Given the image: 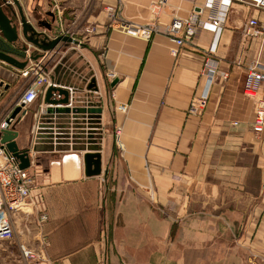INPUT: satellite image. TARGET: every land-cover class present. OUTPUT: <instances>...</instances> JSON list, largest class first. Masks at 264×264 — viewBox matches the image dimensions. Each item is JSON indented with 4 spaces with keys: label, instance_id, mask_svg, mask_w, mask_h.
<instances>
[{
    "label": "crops",
    "instance_id": "1",
    "mask_svg": "<svg viewBox=\"0 0 264 264\" xmlns=\"http://www.w3.org/2000/svg\"><path fill=\"white\" fill-rule=\"evenodd\" d=\"M19 2L30 23L39 17L51 26L42 29L50 39L71 36L88 48L62 44L37 61L30 59L35 48L27 52L26 69L43 65L51 81L12 124L20 149L30 153L33 187L12 217L8 241L21 261L2 250L0 264H32L20 247L39 254L37 264H243L251 253L264 256V132L254 133L255 101L243 93L248 67H264V42L245 29L251 18L264 23V12L233 2L218 35L199 27L175 58L165 29L206 0ZM108 8L158 32L131 37ZM214 12L204 9L199 20ZM207 61L229 79L203 75ZM30 82L0 61V124ZM50 86L69 91L70 107H100L101 115L50 114ZM205 96L207 109L191 116L192 101ZM95 146L103 172L110 170L107 182L85 175L84 155Z\"/></svg>",
    "mask_w": 264,
    "mask_h": 264
},
{
    "label": "built area",
    "instance_id": "2",
    "mask_svg": "<svg viewBox=\"0 0 264 264\" xmlns=\"http://www.w3.org/2000/svg\"><path fill=\"white\" fill-rule=\"evenodd\" d=\"M233 2L264 12V0H206L205 6L200 8L198 12H194L188 19L175 18L165 29L164 34L176 46L171 52L172 56L177 58L180 55L182 49L193 41L199 27L211 30L215 35H218L225 24L229 8ZM162 3L161 1L160 5ZM204 9L215 12L206 21H201L199 18ZM108 16L111 20L117 22L116 25L122 31L134 38L149 40L154 33L158 32L155 25L138 26L121 21L118 19L117 11L114 8H108ZM93 32L94 29L88 28L86 35H91ZM245 35L250 39H260L264 42V23L256 17L251 18L247 23ZM212 62H206L203 75L212 81L218 78L220 81L226 82L229 79V73L217 70ZM21 76L31 79L30 84L25 87L18 100V106L26 109L38 101L44 88L50 84L51 78L47 69L40 64L25 68L21 71ZM263 84L264 67L259 63L250 65L247 69L243 93L245 97L255 101V120L252 129L257 135L264 132V102L258 100V93ZM208 104L209 99L207 96L195 99L190 105L189 114L200 116L207 109ZM13 122V120H10V125L7 124V121L0 124V242L13 240L12 217L25 209L27 201L31 198L33 187V178L29 170L21 169L19 161L1 144L2 132L10 130ZM23 256L30 260L40 258L39 254L25 249H23Z\"/></svg>",
    "mask_w": 264,
    "mask_h": 264
},
{
    "label": "water",
    "instance_id": "3",
    "mask_svg": "<svg viewBox=\"0 0 264 264\" xmlns=\"http://www.w3.org/2000/svg\"><path fill=\"white\" fill-rule=\"evenodd\" d=\"M11 2L16 7L19 16V23L16 24L13 23L14 21L8 15L7 8L10 5L7 3V0H0V61L6 65L19 71L24 70L28 64V60H26L29 58L27 52L31 47L36 50L30 57L33 61L40 59L44 53L54 52L62 44L67 46L73 45L82 49L88 48L85 43L70 36L58 35L54 39H50L48 34L42 32L43 28L51 31L52 28L47 22L40 20L39 17H35L36 23H30L25 16L19 0H11ZM49 15L51 17L54 16L53 14ZM14 17H17V15L15 14ZM17 58L25 60L24 63L19 62ZM116 83L117 81L114 84ZM97 90L95 91L97 92ZM45 102L50 106V114H88L91 116H99L102 113V109L96 106L89 108L70 107L69 91L55 86H50L47 89ZM22 112L23 108L17 107L7 120V124L10 125V120L14 121ZM22 114L25 116L27 112L24 111ZM18 137L19 133L14 127L10 130H5L1 134V144L19 161L20 168L27 170L31 167L30 153L28 150L20 149L17 143ZM100 150V147L95 146L89 148L88 152L84 155L85 175L87 177H99L103 175L104 181L107 182L110 170L108 169L103 172L102 154Z\"/></svg>",
    "mask_w": 264,
    "mask_h": 264
},
{
    "label": "rangeland",
    "instance_id": "4",
    "mask_svg": "<svg viewBox=\"0 0 264 264\" xmlns=\"http://www.w3.org/2000/svg\"><path fill=\"white\" fill-rule=\"evenodd\" d=\"M77 49H80L81 51H83V49L80 48V47H77ZM9 244L10 243H8V241L0 242V251H2V250H13V251H15V255L17 257L15 260L17 262L21 261L18 246L14 245V244H10V245ZM213 245H210L209 248H208V260L209 261L214 260V258L211 257V254H213V252H214ZM20 252L23 255V249H21V247H20ZM6 260L7 259H0V261H6ZM40 260H41V258H38L37 260L28 259V261H31L32 264H37L38 261H40ZM195 260H196L195 258L192 259V261H195ZM243 264H264V256L263 255H259V254L254 255V254L251 253V254H249V257L248 256L245 257V260L243 261Z\"/></svg>",
    "mask_w": 264,
    "mask_h": 264
},
{
    "label": "flooded vegetation",
    "instance_id": "5",
    "mask_svg": "<svg viewBox=\"0 0 264 264\" xmlns=\"http://www.w3.org/2000/svg\"><path fill=\"white\" fill-rule=\"evenodd\" d=\"M13 5V4H12ZM16 8V7H15ZM7 10L9 11V10H12V8H7ZM17 10V9H16ZM13 11V10H12ZM76 39V38H75Z\"/></svg>",
    "mask_w": 264,
    "mask_h": 264
}]
</instances>
